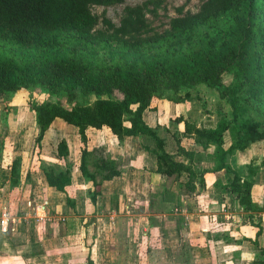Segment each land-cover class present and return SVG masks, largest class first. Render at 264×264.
I'll return each instance as SVG.
<instances>
[{
	"label": "trees",
	"instance_id": "1",
	"mask_svg": "<svg viewBox=\"0 0 264 264\" xmlns=\"http://www.w3.org/2000/svg\"><path fill=\"white\" fill-rule=\"evenodd\" d=\"M124 2L0 0V43L42 52L49 57L28 61L0 56V97L36 85L50 91L65 88L71 101L77 90L94 97L88 105L28 102L37 129L34 155L39 156L45 132L54 120L76 128L82 145L79 169L93 184V189L88 191L93 205L100 196V183L86 166V157L92 154L86 149L85 132L88 128H108L119 141L143 137L152 146L144 141L142 148L155 159V172L162 176L190 173L189 167L172 160L156 130L144 122L143 114L154 110L151 100L159 97L161 88L179 93L181 89L204 85L218 90L220 98L228 102L231 121L222 120L214 128H197L181 117L173 122H183V134L191 136L205 149L214 148L208 157L214 164L212 172L226 170L233 174L228 186L215 182V189L221 192L229 189L239 206L248 212H256L252 202L255 169L250 167L249 176L243 178L239 170L230 167L228 156L235 150H244L250 144L264 140V127L245 117L246 108L241 106L239 97L245 89L250 97L264 98V0H206L195 13L175 17L170 21L169 29L149 36H145L148 30L146 12L155 13V9L148 8L150 1L125 7L118 26L104 20L112 30V36L106 40L112 54L110 58L91 62L78 56L95 41L92 31L97 19L90 7ZM230 72H233L235 82L226 86L225 75ZM168 100L180 102L183 99ZM226 132L232 139L228 148L224 147ZM57 152L59 158L68 157L64 140L58 144ZM184 154L190 158L195 156L194 153ZM38 163L44 186L55 193L65 194V188L70 184L69 169ZM21 164L19 157L13 159L10 188L20 184ZM117 165L104 158L95 163L104 181L120 175ZM190 184L188 182L185 189L193 192ZM67 207H73L70 199H67ZM256 226L258 229L252 243L258 254L264 256L259 244L261 228ZM83 247L89 252L83 263L96 264L92 246L83 244ZM42 252L41 245L34 243L25 256L33 257ZM254 262L264 264V259Z\"/></svg>",
	"mask_w": 264,
	"mask_h": 264
},
{
	"label": "crops",
	"instance_id": "2",
	"mask_svg": "<svg viewBox=\"0 0 264 264\" xmlns=\"http://www.w3.org/2000/svg\"><path fill=\"white\" fill-rule=\"evenodd\" d=\"M154 99L157 98L151 100V105ZM158 100V105L153 106L155 110L144 112L143 120L164 141L165 151L172 160L189 167L190 173L162 176L155 172V159L142 148L143 137L119 141L108 128H88L86 149L92 154L86 157V166L100 183V196L95 205L88 196L93 184L79 169L82 145L77 129L54 120L45 132L39 156L33 157L27 150V123L18 114L16 120L9 119L8 114L7 136L14 138L17 131L23 133L18 141L22 164L19 186L10 188L12 161L3 156L5 134L0 133V264H7L8 259H13L12 264H17V259L20 264H80L89 254L83 247L87 234L83 224L90 219L94 225L95 222L98 224L91 251L96 264H257L255 260L264 259L252 243L258 229L256 225H259V244L264 250V145H257L263 144L264 140L228 156L230 167L239 170L243 178L249 176L250 167L255 169L252 202L256 212H248L237 204L229 189L225 192L215 189V182L228 186L233 174L226 170L212 172L214 164L208 157L213 153V147L205 149L191 136L184 135L183 122L175 123L173 128L176 130L167 133L173 147L168 146L167 137L161 134L162 130L168 129L170 121L179 117L197 128L213 127L195 121L184 100ZM11 106L15 108V104ZM164 110L171 112L166 118H163ZM32 125L35 137V117ZM224 138V147L228 148L232 144L231 136L226 132ZM61 140L68 148L67 158L58 156L57 146ZM15 144L17 141L13 149H16ZM184 152L195 156L190 158ZM102 158L116 162L120 175L101 180V172L95 163ZM38 162L69 169L70 184L65 188V194L44 186ZM188 182L193 192L186 191ZM39 190L43 194L39 195L42 202H47L46 213L61 212L64 214L61 220L72 223L66 232L56 236H50L44 230L41 232L33 205L35 191ZM112 197L117 199L112 200ZM67 199L73 207L66 208ZM4 208L10 218L7 229L1 226ZM77 226L80 231L73 228ZM34 243L41 245L43 252L33 257L25 256Z\"/></svg>",
	"mask_w": 264,
	"mask_h": 264
},
{
	"label": "rangeland",
	"instance_id": "3",
	"mask_svg": "<svg viewBox=\"0 0 264 264\" xmlns=\"http://www.w3.org/2000/svg\"><path fill=\"white\" fill-rule=\"evenodd\" d=\"M150 4L148 8L155 9V13L151 14L150 12H146V18L148 20V30L145 33V36L162 33L164 30L170 28V21L181 15L187 13H195L200 5L206 0H125L122 4L110 5V6H91L90 11L92 15H94L97 19V23L94 26L92 31L95 41L91 46H89L86 51L81 52L78 56H83L86 60L91 62H97L100 59L110 58L111 51L109 49V43L106 41L112 36V30L108 28V26L104 23V20L109 21L114 26H118L124 12L125 7H134L137 5H141L143 3L149 2ZM114 51V49H113ZM79 52V51H78ZM65 55H68L65 52ZM0 56L1 57H15L17 59L22 60H32L35 58H49L47 55L38 51H27L21 50L11 45H4L0 43ZM235 82L233 72L227 73L225 75L224 83L226 86L233 85ZM159 97L153 100L152 106L158 105L159 100L161 98L171 99H182L184 98V104L188 102V109L190 106V110L192 111V118L197 121L205 124L206 126H212L213 128L222 120L231 121V108L226 100H222L220 98L218 90L209 89L204 85H196L191 89H181L179 93H173L169 90H164L161 88L158 93ZM241 106L246 108L245 117L256 121L264 127V98H253L250 97L246 90L243 89L239 93ZM94 100L93 96H90L84 93L81 90H77L74 95V99L71 101L68 98V92L65 88H58L55 91H50L46 87L41 85H36L29 89H20L13 94H6L0 97V119L2 123V127H0V133L5 134L3 140V156L8 161H13V159L19 157L22 159V150L18 149V141L22 137L23 133L17 131L16 136L14 138L7 136V119L8 114H10L9 119L17 118V114L19 117L24 118V121L27 123V127L25 131L27 132V140L26 144H28V152H30V156H35L33 153V145H34V130L32 129V123L34 114L31 113L28 105L30 101L44 102L50 101L53 103H58L63 106H69L73 102H78L81 105H88L92 103ZM186 101V102H185ZM15 104V108L11 105ZM18 106V107H17ZM19 106L21 108H19ZM155 110V109H154ZM171 112L169 110H164V114L166 118ZM26 119V120H25ZM209 121V123H208ZM63 122V121H62ZM239 122V121H238ZM66 125V124H65ZM175 123L170 121L168 125V129L165 131H161L166 138L168 146L173 147V143L168 138L167 133H171L176 130L173 126ZM4 126V127H3ZM30 129V130H29ZM33 131V133H32ZM37 133V129H36ZM37 135V134H36ZM35 135V136H36ZM24 138V137H23ZM16 149H13L14 143ZM43 142V141H42ZM145 143L149 144L150 147L152 144L149 141H145ZM258 147H262L264 145L259 143ZM48 150V148L46 149ZM50 150V149H49ZM35 201L33 202L35 208V214L39 212L37 208L40 205L44 204V200L39 197V195H43L41 190L35 191ZM31 196H33L31 194ZM15 197V196H13ZM33 200V199H32ZM42 202V203H41ZM40 216V215H39ZM48 216L50 220L48 219ZM47 218L42 221H39L41 232L44 230L50 236H56L66 232L68 228L72 226V223L66 220H61L64 217L63 213L59 214H48ZM66 216V215H65ZM59 218V220L57 219ZM93 220V219H92ZM91 219L86 220L83 226L85 227L87 234L84 238L85 244L92 246L94 244L95 234L98 231V224L95 222V225ZM75 230L80 228L73 227ZM82 234V232H81ZM2 260V259H1ZM3 261V260H2ZM13 259H8L7 264H12ZM5 264V262H3ZM17 264H20V261L17 259ZM74 264V263H70ZM79 264V263H77ZM80 264H84L83 262Z\"/></svg>",
	"mask_w": 264,
	"mask_h": 264
},
{
	"label": "built area",
	"instance_id": "4",
	"mask_svg": "<svg viewBox=\"0 0 264 264\" xmlns=\"http://www.w3.org/2000/svg\"><path fill=\"white\" fill-rule=\"evenodd\" d=\"M47 202L44 201L43 205H40L39 208H37V210L39 212L36 213L37 215V220L38 221H42L45 218H47L48 214L46 213L45 207H46ZM40 215V216H39ZM9 213L8 210L6 208L3 209V212L1 213V226L3 227V229H7L8 227V223H9ZM14 223L17 222V220H13Z\"/></svg>",
	"mask_w": 264,
	"mask_h": 264
}]
</instances>
